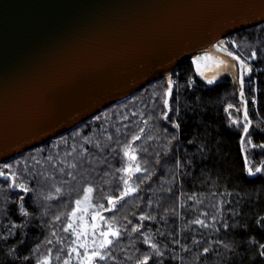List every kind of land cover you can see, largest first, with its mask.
<instances>
[{"label": "trees", "instance_id": "16d2710c", "mask_svg": "<svg viewBox=\"0 0 264 264\" xmlns=\"http://www.w3.org/2000/svg\"><path fill=\"white\" fill-rule=\"evenodd\" d=\"M227 39L237 40L239 49L231 50L242 57L257 53L258 59L252 61L256 91L246 84L245 95L253 125L264 127V31L256 25ZM191 61L182 62L172 74L177 82L173 105L177 111L169 117L181 124L180 129L162 119L163 77L74 129L0 164L13 165L18 183L32 189L27 194L11 189L0 177V264H37L46 255L51 256V264H64L73 238L63 229L75 199L92 185L91 203L108 207L106 198L118 196L122 189L123 173L118 169L127 165L123 148L134 135L141 137L132 144L136 163L148 169L150 179L137 173L132 182L140 191L120 201L114 212L105 213L122 235L103 264H137L145 255L157 264L264 261L257 255L259 244L264 243V175H247L239 132L228 112L233 119L237 114L234 109L225 111L228 104L242 107L238 87L230 75L209 85ZM253 139L260 142L264 136ZM248 164L264 165V157L249 151ZM142 215L151 218L141 221ZM197 218L207 227L193 223ZM223 223L230 227L223 228ZM137 227L139 231H133ZM145 239L156 243L163 257ZM205 247L210 248L208 253L203 252Z\"/></svg>", "mask_w": 264, "mask_h": 264}, {"label": "water", "instance_id": "95a60500", "mask_svg": "<svg viewBox=\"0 0 264 264\" xmlns=\"http://www.w3.org/2000/svg\"><path fill=\"white\" fill-rule=\"evenodd\" d=\"M262 17L264 0H0V164Z\"/></svg>", "mask_w": 264, "mask_h": 264}, {"label": "snow or ice", "instance_id": "6c2138e0", "mask_svg": "<svg viewBox=\"0 0 264 264\" xmlns=\"http://www.w3.org/2000/svg\"><path fill=\"white\" fill-rule=\"evenodd\" d=\"M257 24L260 25L261 31H264V17H262ZM240 45L236 39H231L228 41H217L213 45L214 53L205 51L202 55H195L191 61L192 65L195 67V72L197 75L202 77L207 81L209 85L214 84L220 73H231L233 76V84L238 87V97L239 102L242 107H235L232 104H228L225 111L228 109H234L237 114L236 118H232V113L228 112V116L231 119V125L234 126L239 132V144L242 152L244 153V161L246 172L248 176H257L264 175V165L259 167L249 166L248 164V153H260L264 157V140L256 142L254 136H264V127L259 125H253L252 120L249 117V108L250 103L249 98L245 95V87L256 91L254 85L256 81L254 80L255 69L253 67L252 61L257 60L256 51H252L247 57H242L238 52L232 51L231 48L239 49ZM222 54V55H220ZM212 61L213 71L211 76L207 74L206 68L207 65L205 61ZM175 75V73H174ZM176 80L173 77L167 76L165 78V88L163 90V115L162 119L169 122L170 126L175 129H180L181 124L179 122H173L170 120L169 113L175 114L177 109L173 106L176 103L174 88L176 86ZM191 83V81H189ZM251 103L255 104L256 101L254 98L251 99ZM242 117V119H241ZM145 123H147L145 121ZM167 131V129H165ZM143 132V129H141ZM140 135L132 136L131 142L123 148V155L127 158L129 163L118 169L119 172L123 173L119 177V180L122 182V189L119 192L118 196H108L106 202L108 207L105 208L103 204L93 205L92 194L95 189L92 185L87 186L83 189L82 198L75 199L74 207L68 213V219L66 226L64 227V232L68 233L73 239L71 240V245L67 252V259L64 260V264H72L73 255L76 258V264H103L108 260V253L113 245L114 241H118L122 235L121 230L117 228L114 224L107 223L106 217L101 214L103 212H114L117 204L120 201H123L126 197L133 196V194L140 191L137 184L132 181V178L136 176L137 173H143L144 180L150 179L147 175L148 169L142 168L139 163H136L138 156L137 151L133 148L132 144L140 140ZM173 140H177L176 135H172ZM198 151H200L199 146H197ZM115 151V149H113ZM195 158V157H194ZM193 158V159H194ZM201 158H203V152L201 151ZM51 159V157H49ZM19 163V162H17ZM189 165L191 161L188 162ZM13 165L5 163L0 167V177L3 178V181L8 183L11 189H18L20 192L25 194L32 191L25 183H18V176L16 172L11 171ZM139 180L140 178L137 177ZM141 183L143 180L140 181ZM57 191H60L57 189ZM21 201H24V196H19ZM82 205H87V207H82ZM89 208L94 209L93 214L90 216L91 223L81 222L84 220L83 214L88 212ZM99 209V210H95ZM23 215L28 216V212H24ZM206 215V214H205ZM151 217L141 216L139 219L145 220L150 219ZM57 220L60 219L59 216L56 217ZM215 219V217L213 218ZM264 222V218H262ZM195 224L201 225V227H207L205 221L202 219H195L193 221ZM223 228L230 227L229 224L223 223ZM133 231H139V227L134 228ZM146 244H149V247L156 253L158 257H163L164 253L159 251V248L156 243H151L148 239L144 241ZM51 243V241H48ZM198 243V242H197ZM227 247V245H225ZM258 256L264 257V243L259 244ZM210 251L209 247L203 249L204 253ZM12 252H15V249H12ZM25 260L29 259L24 257ZM149 261H152V264H157V261L153 260V257L150 255H145L143 258L137 261V264H149ZM37 264H51V256L46 255L42 259L37 261ZM162 264V261L160 262ZM264 264V261L260 262Z\"/></svg>", "mask_w": 264, "mask_h": 264}, {"label": "rangeland", "instance_id": "374dc122", "mask_svg": "<svg viewBox=\"0 0 264 264\" xmlns=\"http://www.w3.org/2000/svg\"><path fill=\"white\" fill-rule=\"evenodd\" d=\"M226 38H227V37H226ZM226 38L223 39V40L225 41ZM227 40H231V39H227ZM205 64L207 65V68H206L207 74H208L209 76H211L212 71H213L212 61H211V60H209V61H205ZM227 75L232 76L231 73H223V72H222V73H220V74L218 75V77H217L216 80H218V79L221 78V77L227 76ZM128 163H129V161L127 160V164H128ZM131 182H132V181H131ZM82 207H87V205H82ZM93 212H94V211H93L91 208H89L88 212H85V213L83 214V216H84V220L81 222V224H83L84 222L91 223L90 216H91V214H93ZM105 213H106V212L101 211V214H102L103 216H105ZM105 217H106V216H105ZM107 223H110V222L107 221Z\"/></svg>", "mask_w": 264, "mask_h": 264}, {"label": "flooded vegetation", "instance_id": "af4514ba", "mask_svg": "<svg viewBox=\"0 0 264 264\" xmlns=\"http://www.w3.org/2000/svg\"><path fill=\"white\" fill-rule=\"evenodd\" d=\"M209 52H213V53H214V50H211V51H209ZM220 55H222V54H220Z\"/></svg>", "mask_w": 264, "mask_h": 264}]
</instances>
